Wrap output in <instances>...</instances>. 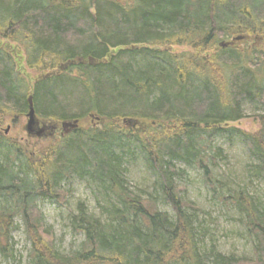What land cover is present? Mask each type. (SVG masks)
I'll use <instances>...</instances> for the list:
<instances>
[{
  "label": "trees",
  "instance_id": "16d2710c",
  "mask_svg": "<svg viewBox=\"0 0 264 264\" xmlns=\"http://www.w3.org/2000/svg\"><path fill=\"white\" fill-rule=\"evenodd\" d=\"M238 37L264 40V0H0V126L6 115L27 114L29 96L36 118L73 122L88 112L99 126L63 134L32 158L0 135L3 258L14 259L11 233L20 218L28 264H264V201L246 191L219 197L242 218L253 260L214 247L206 256L199 238L207 232L198 234L189 214L199 210L174 183L178 163L201 170L209 189L221 191L225 184L208 168L219 155L212 137L234 132L243 102L264 106V54L238 48ZM21 51L29 70L51 71L32 92L17 70ZM241 135L258 163L255 175H264V116L257 132ZM136 153L156 176L146 199L126 184ZM72 177L102 193L104 220L78 204L71 227L83 240L62 255L36 202L64 203L58 187Z\"/></svg>",
  "mask_w": 264,
  "mask_h": 264
},
{
  "label": "rangeland",
  "instance_id": "374dc122",
  "mask_svg": "<svg viewBox=\"0 0 264 264\" xmlns=\"http://www.w3.org/2000/svg\"><path fill=\"white\" fill-rule=\"evenodd\" d=\"M226 42L231 43L232 39H227L224 43ZM233 43H236L240 49H255L264 54L263 39L253 41L251 38L245 40L241 38ZM10 45L14 47L15 44L10 43ZM171 50L173 53H179L185 48L174 47ZM20 57L21 63L17 65V70L24 81L29 84L32 92V85L51 71L41 73L31 71L25 65L23 51H21ZM69 75L74 76V73H69ZM241 109L245 118L230 124L229 127L235 129L231 135L215 134L212 137V149L219 150V155L214 162L215 165L209 164L208 168L212 176L225 184V187L221 191L213 193L205 184V177L201 170L178 163H175L174 166L182 172V176L176 177L174 183L177 187L184 189L181 194L182 200L199 210L197 213L189 212V214L196 221L195 227L199 228L198 234L201 230L207 232L206 237L199 238L204 240L205 253L201 252L202 255L207 256L209 248L214 247L216 253L225 257L253 260L254 243L245 234L242 218L232 207L225 206L219 200L221 196L227 197L229 191H246L251 197L264 201V175H255L254 168L258 163L249 153L241 135V132L255 133L260 129V117L264 116V106L243 102ZM90 116L86 112V115L78 120L77 129L85 131L98 129V122ZM36 121L37 125L28 133L26 131V115H6L0 126V135L15 143L27 156L32 158L57 143L63 136L61 123L46 122L38 117ZM51 125L53 127H50ZM48 128H55V132L51 133ZM2 154L3 149L0 146V159H2ZM126 164L125 178L128 188L142 199L154 195L152 186L155 184L156 176L146 167L139 155L136 153L135 159H128ZM58 188L67 193L64 203L57 204L49 200H38L36 204L43 216L45 226L52 232L56 249L62 255H67L70 251L77 250L83 240L82 236L75 233L71 227L72 218L76 214V206L82 204L89 215L104 220L99 206L104 205L105 199L98 188L87 179L72 177L70 180L61 182ZM158 209L171 218L174 217L170 206L159 204ZM15 224L19 228L11 233L14 259H5L0 254V264H28L31 243L25 234L20 218L15 219Z\"/></svg>",
  "mask_w": 264,
  "mask_h": 264
},
{
  "label": "water",
  "instance_id": "95a60500",
  "mask_svg": "<svg viewBox=\"0 0 264 264\" xmlns=\"http://www.w3.org/2000/svg\"><path fill=\"white\" fill-rule=\"evenodd\" d=\"M241 40L240 37L234 39V41H239ZM220 47H224L223 45L220 44ZM76 62H78V59L75 60ZM73 62H67L65 65H63L62 67H59L58 70L63 72L69 65H71ZM89 65H94V62L89 59L88 61ZM27 105H28V110H27V114H26V119H27V125H26V131L29 133L31 132L32 128L37 125V121H36V116H35V112L33 109V105H32V97L29 96L27 98ZM97 121V119H96ZM129 124H131L129 122ZM78 121H73V122H63L61 123V129H62V133L63 134H68L69 132H71L72 130H75L78 128ZM134 125H139L141 126L139 123L134 122Z\"/></svg>",
  "mask_w": 264,
  "mask_h": 264
},
{
  "label": "flooded vegetation",
  "instance_id": "af4514ba",
  "mask_svg": "<svg viewBox=\"0 0 264 264\" xmlns=\"http://www.w3.org/2000/svg\"><path fill=\"white\" fill-rule=\"evenodd\" d=\"M48 129L51 131V133L55 132V128H48Z\"/></svg>",
  "mask_w": 264,
  "mask_h": 264
}]
</instances>
